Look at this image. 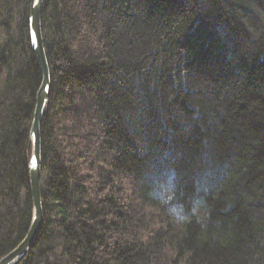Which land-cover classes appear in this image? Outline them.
Listing matches in <instances>:
<instances>
[{"label": "trees", "instance_id": "trees-1", "mask_svg": "<svg viewBox=\"0 0 264 264\" xmlns=\"http://www.w3.org/2000/svg\"><path fill=\"white\" fill-rule=\"evenodd\" d=\"M242 1L44 0V221L17 264H264V0ZM30 11L0 0V259L33 217Z\"/></svg>", "mask_w": 264, "mask_h": 264}, {"label": "water", "instance_id": "water-1", "mask_svg": "<svg viewBox=\"0 0 264 264\" xmlns=\"http://www.w3.org/2000/svg\"><path fill=\"white\" fill-rule=\"evenodd\" d=\"M43 5L44 0H31L30 29L32 44L42 71V81L37 92L36 106L30 129L32 155L29 162V171L31 194L33 199V217L25 237L12 251L0 259V264H17L32 246L44 221L41 190L42 146L40 128L42 117L46 110L50 96L51 71L44 45L42 30Z\"/></svg>", "mask_w": 264, "mask_h": 264}, {"label": "clouds", "instance_id": "clouds-1", "mask_svg": "<svg viewBox=\"0 0 264 264\" xmlns=\"http://www.w3.org/2000/svg\"><path fill=\"white\" fill-rule=\"evenodd\" d=\"M198 208H199V207H193V208L191 209V212H192L193 215H195V214L198 212ZM171 216H172L177 222H183V221H185V220H187V219L189 218L187 214H179V215H175V216L171 215Z\"/></svg>", "mask_w": 264, "mask_h": 264}, {"label": "rangeland", "instance_id": "rangeland-1", "mask_svg": "<svg viewBox=\"0 0 264 264\" xmlns=\"http://www.w3.org/2000/svg\"><path fill=\"white\" fill-rule=\"evenodd\" d=\"M242 3H243V5H245L242 8L243 10H247L249 8L248 11H250V10L255 11V7L252 4V0L251 1L250 0H243ZM248 15H250L249 12H248Z\"/></svg>", "mask_w": 264, "mask_h": 264}]
</instances>
